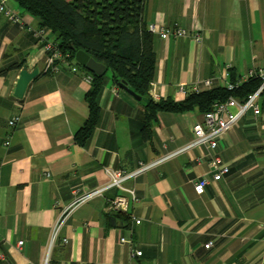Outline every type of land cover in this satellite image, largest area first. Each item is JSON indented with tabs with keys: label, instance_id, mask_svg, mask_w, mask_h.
Here are the masks:
<instances>
[{
	"label": "crops",
	"instance_id": "crops-1",
	"mask_svg": "<svg viewBox=\"0 0 264 264\" xmlns=\"http://www.w3.org/2000/svg\"><path fill=\"white\" fill-rule=\"evenodd\" d=\"M10 5L25 25L0 15V264H264V98L260 113L247 111L210 152L228 167L221 179H212L204 147L194 146L126 180L135 200L112 187L73 205L50 244L51 226L75 198L107 183L105 168L131 171L185 146L202 114L157 113L144 139L145 100L106 79L98 122L78 145L89 72L77 64L76 71L62 65L43 73L45 54L27 29L37 21ZM144 9L146 24L202 36L196 43L152 33L150 93L158 99L181 100L183 88L195 84L224 87L230 76L241 83L249 69L264 67V0H145ZM22 68L38 73L16 97ZM14 115L19 121L8 137ZM201 176L208 182L196 194L193 181ZM117 196L126 199L120 213L128 221L108 227L105 215L119 212L108 202Z\"/></svg>",
	"mask_w": 264,
	"mask_h": 264
},
{
	"label": "trees",
	"instance_id": "trees-1",
	"mask_svg": "<svg viewBox=\"0 0 264 264\" xmlns=\"http://www.w3.org/2000/svg\"><path fill=\"white\" fill-rule=\"evenodd\" d=\"M22 12L33 16L37 27L49 32L62 52L74 56L83 51L96 62L104 65L102 74L91 75L90 86L84 95L88 116L74 134L75 142L84 146L98 122V96L106 79L114 85L124 81L143 100L144 124L140 130L144 139L149 138V122L157 113H185L197 111L204 114L215 103L234 97L245 100L260 84L256 78H247L231 90L212 86L195 91L185 86L184 98L154 100L149 91L153 82L155 54L152 48L153 34L147 30L145 0H10ZM78 63L76 62V65ZM79 65V64H78ZM11 67H18V64ZM82 67V66H81ZM6 71V70H4ZM231 83L236 82L230 76ZM118 86V85H117ZM264 98V89L260 99ZM264 101H261V105ZM108 227L124 223V213L105 215ZM119 224V223H118Z\"/></svg>",
	"mask_w": 264,
	"mask_h": 264
},
{
	"label": "built area",
	"instance_id": "built-area-1",
	"mask_svg": "<svg viewBox=\"0 0 264 264\" xmlns=\"http://www.w3.org/2000/svg\"><path fill=\"white\" fill-rule=\"evenodd\" d=\"M0 15L4 16L6 19L18 23L20 25H25L23 20V15L20 11L16 10L10 5V0H0ZM147 30L151 33H157L162 38L168 37H183L190 36L196 43H200L202 36L200 33L189 34L185 29L180 28L176 25L165 27L156 26L154 24H147ZM27 29L36 38L37 42L41 44L43 52L45 54V62L42 68V72L45 74L57 73L62 65L68 66L70 70L76 71L77 65L74 56H71L68 52H62L57 44L49 35V32L43 28L32 27L28 25ZM91 75L85 76V81L90 83ZM256 78L259 80L260 84L258 87L250 94L247 95L245 100H237L234 97H229L227 100L215 103L210 111L202 114L201 120L197 121L192 125L193 138L185 146L165 154L162 157L152 159L149 162H139L137 167L131 171H125L122 169H111L105 168L104 172L108 178L107 183L99 188H96L84 195L77 196L68 208H66L56 222L51 226L50 229V244L57 238L58 232L62 227L68 213L71 211V207L77 203L83 202L93 196L99 195L103 190L108 188H117L126 191L132 200H135V192L132 188H127L124 186V182L130 178H134L137 175L147 171L148 169L156 166L158 163L166 158L177 155L181 152H187L194 146L204 147L206 154L209 157V165L211 177L214 180H219L222 175L228 171V167L220 161L219 157L216 155H211V151L216 148L217 139L227 130L233 128L238 120L246 114L247 111H251L254 115L260 113V95L264 89V67L251 68L248 70L245 79ZM239 81L234 83L227 82L224 87L231 90L235 85L239 84ZM203 84L205 86L210 84V80H204ZM192 89L199 91L197 84L192 86ZM112 95L116 94V89L112 90ZM149 95L157 100V96L149 91ZM19 121V116L14 115L7 120V126L9 132L7 136L16 128ZM6 138L2 142V148L5 150L8 148L10 141ZM208 180L205 176H201L193 181V189L196 194H201L204 191V187ZM110 208L113 211H121L126 209V199L121 196L114 197L109 200ZM136 222H139L136 220ZM62 242L65 243L66 239L63 238ZM120 243L130 242L125 238H120ZM212 240L204 244V247L208 248L212 245ZM19 245L22 241L18 242ZM140 251H134L133 255H140ZM47 262V257L45 263Z\"/></svg>",
	"mask_w": 264,
	"mask_h": 264
},
{
	"label": "water",
	"instance_id": "water-1",
	"mask_svg": "<svg viewBox=\"0 0 264 264\" xmlns=\"http://www.w3.org/2000/svg\"><path fill=\"white\" fill-rule=\"evenodd\" d=\"M75 61L82 67H84L89 72H92L96 75H100L104 72L105 67L101 63L96 62L94 59L89 57L85 52L79 50L74 53ZM38 73V69L35 68L32 71H27L25 68H22L17 76L15 88H14V96L21 97L28 85V83L36 76ZM118 87L124 90L126 93L130 94L136 100H140V96L135 94L124 81H119L117 83Z\"/></svg>",
	"mask_w": 264,
	"mask_h": 264
},
{
	"label": "rangeland",
	"instance_id": "rangeland-1",
	"mask_svg": "<svg viewBox=\"0 0 264 264\" xmlns=\"http://www.w3.org/2000/svg\"><path fill=\"white\" fill-rule=\"evenodd\" d=\"M11 4H12V5H14V3H13V2H11Z\"/></svg>",
	"mask_w": 264,
	"mask_h": 264
}]
</instances>
